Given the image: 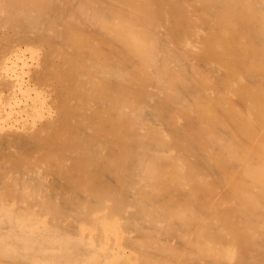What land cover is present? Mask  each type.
Masks as SVG:
<instances>
[{"label":"bare ground","instance_id":"bare-ground-1","mask_svg":"<svg viewBox=\"0 0 264 264\" xmlns=\"http://www.w3.org/2000/svg\"><path fill=\"white\" fill-rule=\"evenodd\" d=\"M0 264H264V0H0Z\"/></svg>","mask_w":264,"mask_h":264}]
</instances>
